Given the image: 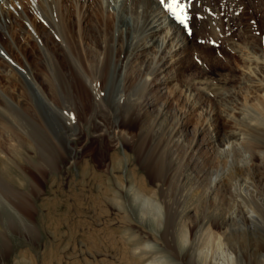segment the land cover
Wrapping results in <instances>:
<instances>
[{
	"label": "rangeland",
	"instance_id": "obj_1",
	"mask_svg": "<svg viewBox=\"0 0 264 264\" xmlns=\"http://www.w3.org/2000/svg\"><path fill=\"white\" fill-rule=\"evenodd\" d=\"M212 4H200L206 6L209 18L199 16L192 6L186 10L189 25L184 27L188 28L185 34L198 41L202 54L200 58L191 53L192 62L181 70L180 78L200 86L213 99L222 90L229 93L230 88L244 95L241 57L228 47L226 38L244 42L252 35L264 46V0H240L239 6L230 0H212ZM21 12L23 36L28 38L32 34L29 11ZM209 23L213 27L206 36L192 28ZM25 54L17 55L24 67L27 62L32 64L30 52ZM1 69L0 64V82L4 80ZM53 75L54 79L58 76ZM72 81L70 76L65 83ZM65 83L59 104L55 102V107L63 109L65 120L57 121L45 102H36L38 115L17 106L22 116L23 151L1 156L5 161L0 165V264H141L134 254L146 246L159 251L154 255H163L164 260H156L159 264H204L202 255L210 247L205 228L215 220L224 224L238 264H264V130L252 128L248 114L254 112L250 108L229 100L204 103L200 109L187 110L191 114L185 116L174 113L172 105L163 109L158 105L148 115L127 103V107L119 104L120 111L115 113V105L95 109L84 101V94L79 105L73 98L75 91ZM143 93L140 85L135 94ZM233 108L242 110L240 118H233ZM132 109L141 116L129 123L124 117ZM104 111L108 122L98 113ZM42 122L55 133L56 125L75 133L67 153H61L55 163L47 161L37 141ZM119 127L129 133L120 137ZM261 127L264 129V123ZM237 129L238 137H231V131ZM109 132L117 135L113 142ZM229 141L227 152L219 154ZM113 152L120 160L112 164ZM187 225L191 227L190 241L182 237Z\"/></svg>",
	"mask_w": 264,
	"mask_h": 264
},
{
	"label": "bare ground",
	"instance_id": "obj_2",
	"mask_svg": "<svg viewBox=\"0 0 264 264\" xmlns=\"http://www.w3.org/2000/svg\"><path fill=\"white\" fill-rule=\"evenodd\" d=\"M230 1L239 6L240 0ZM165 2L167 3V0ZM182 2L186 5V10L192 6L191 10L199 13V16L201 13L209 18L207 12L205 14L206 6L200 4L203 2L207 6L213 5L212 0H182ZM163 7L161 0H0V64L3 68L1 74L4 75V80L0 82V165L5 161H2L1 156L17 155L23 148L19 134L22 116L17 111V106H24L30 115H38L36 114V102H45L50 112L57 117V121L64 119L63 109H58L59 105L55 107V102L59 104L61 85L68 81L70 76L73 78L72 83L65 84L68 88L72 87V92L75 91L76 94L73 98L75 97L79 105L84 101L92 107L95 106V109L96 107L115 105L113 112L117 113L120 111L119 104L124 106V104L132 103L141 109V112L138 110L140 113L145 111L148 115L151 114V109L158 105V107L161 105V109L172 105L174 113L177 112V114H181L180 116H185L191 114H186L189 109L194 110L198 106L200 109V105L207 102L216 105L233 101L236 106L238 104L246 105L254 112L253 115L248 114L252 118L251 124H254L253 127L251 126L252 128L264 130L261 127L264 123V46L261 42L252 38V35H249L247 41L244 42L235 41L232 37L226 38L228 47L236 50L241 57V59L239 58L241 63L237 61L240 63L239 67L241 66L239 69L241 73H239L244 80L242 83L246 84V86L240 84L244 86L242 89L245 94L242 95L240 91H231L233 89L228 86L231 89L228 88L229 93L220 90L221 93L215 94L213 99L200 86L180 78V74L183 73L181 70L191 61L192 57L190 58V56H193L191 53L194 52L200 57L202 50H200L201 46L196 39L186 36L188 28L184 29L185 26L180 24ZM21 9L29 11L32 34L30 37L28 34V38L23 36L25 32L20 21ZM210 26L209 23L204 28L195 26L192 28L194 32L199 31L200 35L206 36V31L213 27L210 28ZM28 51L32 55V64L27 62V66H21L17 55L26 56L25 53ZM12 72L15 74L14 77H12ZM53 74L58 75L56 80ZM139 82L145 91L142 94L143 97L135 94L137 88H140ZM233 86L234 83L231 87ZM37 90L41 93L38 94ZM43 91L51 97L50 100L47 99L48 97L46 94L44 95ZM83 94L86 96L84 101ZM143 107L147 109H143ZM214 110L216 109L214 108ZM104 112L98 113L105 119L104 121H110V118L108 119L106 116L107 113L104 114ZM122 113H124L123 110ZM234 113V119L240 118L242 110L235 109ZM126 114L128 117L126 115L124 118L129 123L137 121L141 116L139 113L136 114L133 109ZM112 120L115 121V118ZM185 120L184 122H186ZM208 125L207 127H209ZM57 126L59 127L56 128L55 133L53 129L50 127L48 129L42 122L41 133L37 138L38 143L45 151L47 161L53 159L54 163L61 153H67V145L75 135L73 130L67 131L61 125ZM118 131L120 137L129 133L128 130L120 127ZM239 132V130L231 131L230 136L238 137ZM111 133L105 134L113 142L117 135H111ZM230 144L231 142L224 145L222 149L219 146V154L227 152ZM26 146L29 147V144L27 143ZM51 152L54 155H50ZM118 157V153L113 152L110 157L111 163L119 162ZM40 167L41 165H37V168ZM111 168L110 170H112ZM153 207L159 213L158 205L155 204ZM212 223L210 221L205 228L210 247L207 251L206 246L207 252L202 255L204 264L209 259L208 264H238V255L235 248L230 245L226 231L223 230L224 224L218 220H215L213 225ZM182 230L184 240L190 241V225ZM138 250L134 256H136V262L141 264H159L156 260H164L163 255H154L159 252L156 253L155 248L146 246L139 247ZM160 264L176 263L168 261Z\"/></svg>",
	"mask_w": 264,
	"mask_h": 264
},
{
	"label": "snow or ice",
	"instance_id": "obj_3",
	"mask_svg": "<svg viewBox=\"0 0 264 264\" xmlns=\"http://www.w3.org/2000/svg\"><path fill=\"white\" fill-rule=\"evenodd\" d=\"M161 4L164 5L166 10L182 25L187 27V14H186V5L182 0H161Z\"/></svg>",
	"mask_w": 264,
	"mask_h": 264
}]
</instances>
